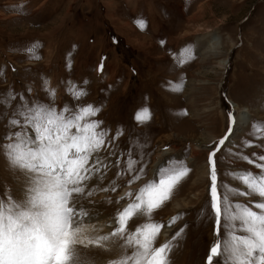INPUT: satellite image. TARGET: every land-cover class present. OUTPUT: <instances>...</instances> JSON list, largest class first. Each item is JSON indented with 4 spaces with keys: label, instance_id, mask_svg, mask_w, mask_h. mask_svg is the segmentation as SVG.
<instances>
[{
    "label": "rangeland",
    "instance_id": "obj_1",
    "mask_svg": "<svg viewBox=\"0 0 264 264\" xmlns=\"http://www.w3.org/2000/svg\"><path fill=\"white\" fill-rule=\"evenodd\" d=\"M33 48L39 59L28 51ZM70 87L86 95L77 100ZM21 96L58 111L92 105L100 109L92 119L103 122L109 138L121 133L101 153H116L108 160L119 158V167H110L96 185L119 187L92 198L108 228H96L90 238L108 234L128 202L115 203L129 190L128 175L116 173L127 167L130 153L144 167L133 189L156 179L153 165L161 152L168 155L158 165L184 161L188 175L153 214L165 226L177 217L171 231L162 229L157 246L186 225L172 241L170 264H206L216 239L208 155L228 131L229 112L236 124L217 154L219 182L243 189L230 173L257 170L240 155L259 162L251 154L264 153V0H0V143L15 130L9 120ZM145 107L151 118L140 123L135 117ZM0 191L18 200L26 195L3 155ZM120 244L113 238L102 247L79 246L78 264H109L122 252Z\"/></svg>",
    "mask_w": 264,
    "mask_h": 264
},
{
    "label": "snow or ice",
    "instance_id": "obj_2",
    "mask_svg": "<svg viewBox=\"0 0 264 264\" xmlns=\"http://www.w3.org/2000/svg\"><path fill=\"white\" fill-rule=\"evenodd\" d=\"M137 23L141 29L145 27L142 20ZM28 51L33 58H40L34 55V48ZM69 91L77 100L86 95L74 87ZM50 96L54 98V90ZM19 99L20 104L9 120L15 130L4 137L6 144L0 143V155L24 181L26 195L18 200L0 191V264H78L79 246L102 247L103 242L113 238L121 241L122 252L109 264H170L172 241L183 233L186 225L171 240L157 246L162 229L175 225L177 217L165 226L153 221V214L171 199L188 175L190 169L185 162L175 159L162 162L155 180L133 189L132 185L141 180L144 167H137L139 161L133 160L130 153L127 167L116 173L118 177L128 175L125 185L129 190L115 203L125 199L128 202L110 221L115 227L108 234L90 238L88 233L97 231L94 221L98 217L92 198L97 192H116L119 187L96 186L106 179L110 167H119V158L108 160L116 153L108 151L106 156L101 153L121 133L109 138V130L102 128L103 122L92 119L100 111L92 105L76 110L64 106L58 111L44 102L29 104L23 96ZM150 118L146 107L135 117L140 123ZM228 120V131L210 146L208 155L210 209L216 239L210 246L206 264H264V153L251 154L258 155L259 162L240 155L242 161L257 170L230 173L243 189L219 182L217 154L236 124L231 112ZM248 146H252L251 142ZM253 196L258 199L239 200ZM140 218H144L143 223H138Z\"/></svg>",
    "mask_w": 264,
    "mask_h": 264
},
{
    "label": "bare ground",
    "instance_id": "obj_3",
    "mask_svg": "<svg viewBox=\"0 0 264 264\" xmlns=\"http://www.w3.org/2000/svg\"><path fill=\"white\" fill-rule=\"evenodd\" d=\"M209 36H207V38H208ZM204 38V37H203ZM213 39V38H212ZM211 39V40H212ZM210 40V41H211ZM212 42H213V40H212ZM227 64H228V61L227 60H224L223 61V63H222V68H225L226 66H227ZM238 110V109H237ZM242 119V118H241ZM238 121H241L240 120V118H239V120ZM237 121V122H238ZM242 126V125H241ZM168 155V153L167 152H161L160 154H158V156H157V160H156V162L154 163V170H156L157 169V167L159 166L158 165V163H160L161 161V159L160 158H163L164 156H167ZM153 172H155V171H152V173ZM126 190V189H125ZM125 190L123 189V192H125ZM99 196H102V194H99L98 196H97V198L99 197ZM104 221L105 220H103L102 218H100V217H97V219L94 221V223H95V226H96V228L98 229H105V228H108L107 226H106V224L104 225ZM168 228V232L169 231H171V228L170 227H167Z\"/></svg>",
    "mask_w": 264,
    "mask_h": 264
}]
</instances>
